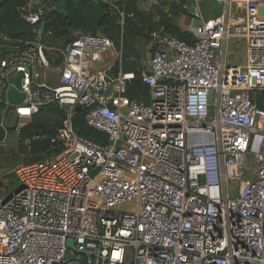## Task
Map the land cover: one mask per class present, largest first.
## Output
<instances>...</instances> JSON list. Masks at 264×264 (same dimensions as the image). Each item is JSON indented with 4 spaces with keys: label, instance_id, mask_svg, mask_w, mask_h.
<instances>
[{
    "label": "built area",
    "instance_id": "1",
    "mask_svg": "<svg viewBox=\"0 0 264 264\" xmlns=\"http://www.w3.org/2000/svg\"><path fill=\"white\" fill-rule=\"evenodd\" d=\"M215 2L220 15L188 39L150 34L158 47L138 77L145 102L126 95L133 72L100 68L115 47L99 33L55 49L53 67L45 6L24 0L22 17L38 28L31 40L0 33L1 126L44 106L63 118L54 152L19 165L20 190L0 200V264H264V0ZM234 37L239 65L225 52ZM18 72L24 98L12 105ZM79 114L103 141L80 134Z\"/></svg>",
    "mask_w": 264,
    "mask_h": 264
},
{
    "label": "trees",
    "instance_id": "2",
    "mask_svg": "<svg viewBox=\"0 0 264 264\" xmlns=\"http://www.w3.org/2000/svg\"><path fill=\"white\" fill-rule=\"evenodd\" d=\"M125 1L126 7H122V3H117L113 6L116 9L101 0H65L63 6L55 10L45 5L40 22L43 35L59 43L60 46L54 47L57 49L64 48L70 43L77 36V31L92 35L99 33L114 44L123 58L128 57L134 54L132 41L143 36L144 25L139 19L141 12L136 8L135 0ZM23 7L24 0H0V33L7 34L13 40H31L35 37L34 30L38 27L30 25L23 19ZM151 31L152 29L148 31L149 36ZM175 37L188 39L189 34L186 37L183 35ZM61 61V59L57 60L54 64L59 65ZM122 65V72H133L136 78L126 95L131 100L143 101L148 96V90L138 81L140 68L124 67V62ZM118 70L115 66L112 71L116 73ZM256 100L258 106L264 109V93L258 94ZM62 118L63 112L60 109L44 106L19 129L17 144L19 152L29 158L24 164L37 162L54 152L50 140L60 127ZM76 126L84 137L97 142L104 140L102 135L85 126L82 114L77 116ZM14 184L17 187V183Z\"/></svg>",
    "mask_w": 264,
    "mask_h": 264
},
{
    "label": "crops",
    "instance_id": "3",
    "mask_svg": "<svg viewBox=\"0 0 264 264\" xmlns=\"http://www.w3.org/2000/svg\"><path fill=\"white\" fill-rule=\"evenodd\" d=\"M64 1L65 0H46L43 2V0H38V3L55 10L56 8L63 6ZM101 1L111 7L117 3H122V7H126L127 3L125 0ZM135 2L137 10L141 12L139 19L142 21L144 26L142 29L143 36L132 41L134 54L123 58L121 52L115 48L119 55H117V52L113 54L112 52L114 50H110L109 52L112 51V56L109 57V63L105 66L101 65L100 67L113 66V70L114 67L117 66V68L122 71V64L124 62V67L129 66L132 68H140L141 71L146 68L148 60L158 47L151 41L150 36L148 35L149 30L152 29L151 32L159 31L173 36L183 35V37H186L188 36V30L193 28V26H196L200 19L207 20L220 15L219 13H221L218 4H212V0H195V2L193 0H135ZM214 7L215 9H219L220 12L217 13V9H213ZM113 8L116 9V7ZM79 34H83V32L77 31L76 35ZM51 50H55L54 47L51 48ZM225 52L227 55V63L232 65H239L243 63L245 49L242 40L235 37L232 38L227 44ZM106 55L104 56V62L108 61V57H106ZM118 56V64H115V59L118 58ZM116 73L113 71L111 72L112 75H116ZM143 101L148 102V96ZM2 198L3 197H1L0 200ZM1 247L2 238L0 236V248Z\"/></svg>",
    "mask_w": 264,
    "mask_h": 264
},
{
    "label": "rangeland",
    "instance_id": "4",
    "mask_svg": "<svg viewBox=\"0 0 264 264\" xmlns=\"http://www.w3.org/2000/svg\"><path fill=\"white\" fill-rule=\"evenodd\" d=\"M193 1L195 2V0H193ZM212 1H213L212 4H216L215 0H212ZM194 2H193V5H194ZM213 9H215V7ZM193 12H194V8H193ZM216 12L219 13L220 10L217 9ZM43 43L46 47V55H47L48 60L53 65V67H56L57 65H55L54 63L57 60H60L62 58V56L56 50H51V48L56 47L57 45L60 46V44L51 41L49 38H43ZM64 48L58 47V49H60V50H63ZM111 52H107L106 53L107 55L105 54L106 57H108V61L104 62L103 66H105L107 63H109V61H110L109 57L112 56ZM115 52L118 53V51H116V50H114L112 53L114 54ZM102 67H100V68H102ZM49 80H50V85H55L57 83V81L55 80V78L52 75L49 77ZM130 88H131V85L128 86V91L130 90ZM29 121L30 120L23 121L22 122L23 125L20 126L17 123L16 118L13 115H10L8 117V120L6 123V125L8 127V131L5 135L3 142L0 143V189H1L0 190V198L1 197L5 198L10 192H12L13 189L16 188V184H14V183H16V182H14L15 181L14 171L19 165L24 164L28 161L27 160L28 157L22 155L19 152L17 144H18V131H19V129L22 128L24 125H26ZM11 179H12L13 183H12Z\"/></svg>",
    "mask_w": 264,
    "mask_h": 264
},
{
    "label": "water",
    "instance_id": "5",
    "mask_svg": "<svg viewBox=\"0 0 264 264\" xmlns=\"http://www.w3.org/2000/svg\"><path fill=\"white\" fill-rule=\"evenodd\" d=\"M22 11L24 14H27V10L24 9ZM22 79H23V74L21 72L16 73V75L10 79V82L12 83V87L7 91L6 98L12 105H20L22 103V99L24 98V94L22 93V87H21ZM1 118L2 117L0 111V143L3 142L5 135L8 131V129L5 130L1 126ZM97 171L98 169L94 170L93 172H91L90 175L95 176ZM19 190L20 188L17 187L11 193H17ZM11 193L1 202L2 204L9 199ZM67 248L74 250L72 240L67 241ZM78 253L84 254L83 252H78ZM65 259L72 261L74 260V256H72L69 252H67L65 255Z\"/></svg>",
    "mask_w": 264,
    "mask_h": 264
}]
</instances>
